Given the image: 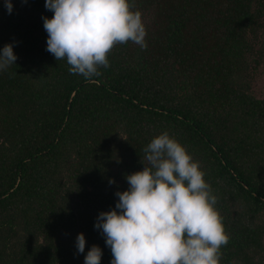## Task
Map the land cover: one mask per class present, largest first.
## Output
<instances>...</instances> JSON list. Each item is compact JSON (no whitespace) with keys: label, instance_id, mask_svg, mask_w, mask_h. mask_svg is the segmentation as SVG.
Listing matches in <instances>:
<instances>
[{"label":"trees","instance_id":"obj_1","mask_svg":"<svg viewBox=\"0 0 264 264\" xmlns=\"http://www.w3.org/2000/svg\"><path fill=\"white\" fill-rule=\"evenodd\" d=\"M0 0V264H84L94 227L163 130L199 161L229 240L220 264H264V0H133L147 47L128 41L100 75L46 48L44 0ZM110 178L115 182H110ZM79 231L85 252H77Z\"/></svg>","mask_w":264,"mask_h":264},{"label":"clouds","instance_id":"obj_2","mask_svg":"<svg viewBox=\"0 0 264 264\" xmlns=\"http://www.w3.org/2000/svg\"><path fill=\"white\" fill-rule=\"evenodd\" d=\"M46 48L69 71L85 78L99 76L117 43L147 47L146 25L133 0H44ZM8 12L12 0H4ZM17 59L13 44L0 47V71ZM144 166L126 174L128 186L116 189L115 206L100 210L94 227L112 252L110 264H220L221 246L229 240L217 195L187 147L167 130L144 148ZM110 182H115L110 178ZM77 252H85L79 231ZM103 250L93 243L84 264H99Z\"/></svg>","mask_w":264,"mask_h":264},{"label":"rangeland","instance_id":"obj_3","mask_svg":"<svg viewBox=\"0 0 264 264\" xmlns=\"http://www.w3.org/2000/svg\"><path fill=\"white\" fill-rule=\"evenodd\" d=\"M253 92L257 96H264V65L258 67L252 81Z\"/></svg>","mask_w":264,"mask_h":264}]
</instances>
